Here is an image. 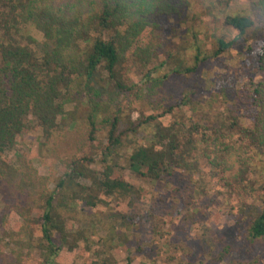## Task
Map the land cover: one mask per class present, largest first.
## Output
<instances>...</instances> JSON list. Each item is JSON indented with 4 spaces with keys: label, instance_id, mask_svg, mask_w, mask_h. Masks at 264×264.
I'll return each instance as SVG.
<instances>
[{
    "label": "trees",
    "instance_id": "16d2710c",
    "mask_svg": "<svg viewBox=\"0 0 264 264\" xmlns=\"http://www.w3.org/2000/svg\"><path fill=\"white\" fill-rule=\"evenodd\" d=\"M224 1L228 10L231 0ZM75 2L0 0V193L7 200L25 201L26 207H17L18 211L34 213L29 220L43 239L39 264H55L62 251L88 240L85 232L69 229L55 205L58 193L90 208L104 198L135 201L144 195L109 158L129 135L151 132L148 143L132 149L127 161L141 179L160 186L178 171L202 175L207 169L221 188L235 195L247 192L255 155L264 146V35L247 45L240 69L216 76L210 101H194L196 91H191L160 114L146 116L134 99L127 100L131 95L137 100L142 90L136 92L138 86L156 81L152 74L158 71L154 65L164 48L162 21L183 16L190 0ZM223 22L237 33L234 40L217 39L214 51L205 57L197 45L194 65L179 62L170 73L194 75L209 58L228 53L256 26L251 15L231 10ZM32 28L43 34L42 55L30 46L36 43L28 35ZM135 71L143 76L138 85ZM108 93L116 98L109 100ZM69 103L81 106L83 114L77 109L67 112ZM168 117L172 120L164 124L162 119ZM33 123L47 141L58 130L69 131L62 137L77 148L62 159L65 171L53 191L29 155H20L16 163L8 156ZM102 132L105 138L99 140ZM99 153L106 156L102 171L93 166ZM261 198L264 203V191ZM22 229L34 235L27 224ZM249 235L264 240V209L253 216ZM0 258L4 264L15 263L7 261L4 251ZM127 264H132L131 258Z\"/></svg>",
    "mask_w": 264,
    "mask_h": 264
},
{
    "label": "rangeland",
    "instance_id": "374dc122",
    "mask_svg": "<svg viewBox=\"0 0 264 264\" xmlns=\"http://www.w3.org/2000/svg\"><path fill=\"white\" fill-rule=\"evenodd\" d=\"M230 2L227 10L224 0H190V7L184 9L183 16L163 20L164 48L154 65L158 71L152 74L156 81L148 87L138 86L136 92L142 90L137 100L132 95L131 99L124 96L121 99H134L136 107L146 116L160 114L164 107L176 105L187 94L191 95V91H196L191 96L194 101L198 98L210 101L216 76L240 69L247 45L264 35V0ZM230 10L251 15L256 21L253 32L236 42L228 53L217 59L209 58L194 75L171 74V69L179 66V62L188 67L194 65L197 45L205 57L212 54L217 39L229 42L236 38L237 33L223 22V16ZM28 35L36 40L30 46L42 55L43 34L32 28ZM166 75L167 79H161ZM142 77L135 71L134 83H141ZM108 94L109 100L116 98ZM65 109L67 112L77 109L80 115L84 110L71 103ZM216 113L217 106H214L212 115ZM133 117L137 118L138 113ZM171 120L168 117L162 122L169 124ZM67 133L69 131L58 130L47 141L42 129L33 123L31 131L18 138L8 156L16 163L20 155H29L39 174L48 179L49 190L53 191L65 171L62 159L77 152V148L62 137ZM104 138L105 133L98 135L99 140ZM149 139L150 131L129 135L122 146H117L109 155L125 170L128 181L144 190L139 199L104 198L97 207L90 208L70 200L64 192L57 194L55 205L69 229L85 232L88 240L80 241L74 250L62 251L55 264H127L129 258L132 264H264V240H252L249 235L253 216L264 209L261 198L264 146L259 149L261 154L255 155V170L250 175L247 192L243 190L242 194L235 195L221 188L207 169L202 175H185L184 171H178L160 186L141 179L129 170L127 161L132 149L146 145ZM105 158L104 153L95 158L96 170L102 171ZM20 206L26 207L25 201L7 200L0 193V252L4 251L7 261L14 264H39L42 235L30 222L34 213L30 216L24 210L18 211ZM26 224L28 229L34 228V235L22 231V225ZM2 259L0 264H4Z\"/></svg>",
    "mask_w": 264,
    "mask_h": 264
}]
</instances>
